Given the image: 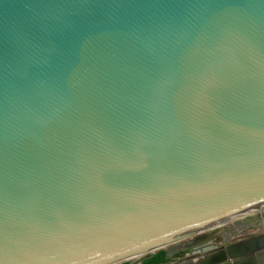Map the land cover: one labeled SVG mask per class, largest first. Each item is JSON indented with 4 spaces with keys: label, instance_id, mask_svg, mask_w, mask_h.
Wrapping results in <instances>:
<instances>
[{
    "label": "water",
    "instance_id": "obj_1",
    "mask_svg": "<svg viewBox=\"0 0 264 264\" xmlns=\"http://www.w3.org/2000/svg\"><path fill=\"white\" fill-rule=\"evenodd\" d=\"M218 232L171 264H264V0H0V264Z\"/></svg>",
    "mask_w": 264,
    "mask_h": 264
},
{
    "label": "flooded vegetation",
    "instance_id": "obj_2",
    "mask_svg": "<svg viewBox=\"0 0 264 264\" xmlns=\"http://www.w3.org/2000/svg\"><path fill=\"white\" fill-rule=\"evenodd\" d=\"M220 232L216 233V234H213L212 236H210L209 238H207L206 240H202L201 242L199 243H196L193 244L192 246H190L188 249H183V248H178L176 249V251H174L172 254H173V258L171 257H168L166 254H165V259L163 261H161L160 263H157V264H171V263H175V262H179V261H182L186 258H180L179 257V254L183 253V252H187L190 254V256L193 255V252L194 251H198L202 248H205V247H209L210 246V239L214 238L215 236L219 235ZM198 255V254H196ZM124 264H143V259H140V260H136V261H132V262H126Z\"/></svg>",
    "mask_w": 264,
    "mask_h": 264
},
{
    "label": "trees",
    "instance_id": "obj_3",
    "mask_svg": "<svg viewBox=\"0 0 264 264\" xmlns=\"http://www.w3.org/2000/svg\"><path fill=\"white\" fill-rule=\"evenodd\" d=\"M166 252L160 250L157 253L146 255L143 258V264H157L165 259Z\"/></svg>",
    "mask_w": 264,
    "mask_h": 264
},
{
    "label": "bare ground",
    "instance_id": "obj_4",
    "mask_svg": "<svg viewBox=\"0 0 264 264\" xmlns=\"http://www.w3.org/2000/svg\"><path fill=\"white\" fill-rule=\"evenodd\" d=\"M141 255H143V254H140V255H138V256H135L134 258H132V260H134V259H138L139 257H141Z\"/></svg>",
    "mask_w": 264,
    "mask_h": 264
},
{
    "label": "rangeland",
    "instance_id": "obj_5",
    "mask_svg": "<svg viewBox=\"0 0 264 264\" xmlns=\"http://www.w3.org/2000/svg\"><path fill=\"white\" fill-rule=\"evenodd\" d=\"M145 256V255H144ZM144 257H141L140 259H143Z\"/></svg>",
    "mask_w": 264,
    "mask_h": 264
}]
</instances>
